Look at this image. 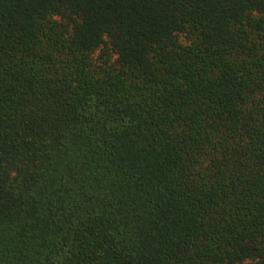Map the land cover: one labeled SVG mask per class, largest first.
Instances as JSON below:
<instances>
[{"label": "trees", "instance_id": "obj_1", "mask_svg": "<svg viewBox=\"0 0 264 264\" xmlns=\"http://www.w3.org/2000/svg\"><path fill=\"white\" fill-rule=\"evenodd\" d=\"M0 264H264V0H0Z\"/></svg>", "mask_w": 264, "mask_h": 264}]
</instances>
